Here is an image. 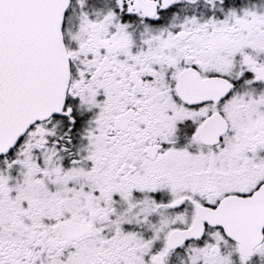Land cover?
Segmentation results:
<instances>
[{
    "label": "snow or ice",
    "instance_id": "obj_1",
    "mask_svg": "<svg viewBox=\"0 0 264 264\" xmlns=\"http://www.w3.org/2000/svg\"><path fill=\"white\" fill-rule=\"evenodd\" d=\"M0 264H264V0H0Z\"/></svg>",
    "mask_w": 264,
    "mask_h": 264
}]
</instances>
